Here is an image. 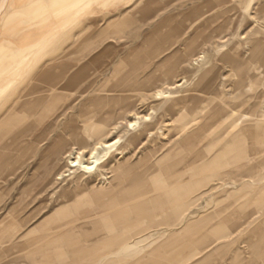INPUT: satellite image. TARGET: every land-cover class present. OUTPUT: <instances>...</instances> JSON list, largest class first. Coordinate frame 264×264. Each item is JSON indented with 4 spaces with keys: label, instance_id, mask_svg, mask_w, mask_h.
<instances>
[{
    "label": "bare ground",
    "instance_id": "obj_1",
    "mask_svg": "<svg viewBox=\"0 0 264 264\" xmlns=\"http://www.w3.org/2000/svg\"><path fill=\"white\" fill-rule=\"evenodd\" d=\"M13 1L0 0V28L5 22H12L8 36L0 38V127L11 125L8 131L11 140L2 145L5 149L15 144L16 151L24 152L48 142L45 148H40L31 179L22 186L18 201L24 195H29L30 200L37 199L46 192L47 200L39 201L34 209L42 210L47 201L53 210L26 234L43 231L25 242L18 231L32 217H18L5 224L0 221V264L12 253L15 256L9 257L10 262L19 260L33 264H75L92 256L96 260L107 257L109 264L137 254L142 260L155 257L156 251L170 244L174 237L151 251L139 248L137 238L151 228L180 222L184 213L207 193L200 190L206 182L222 180L231 174L236 177L240 174L239 168L256 160L255 156L264 147V100H259L264 91H255L264 79V28L259 23L261 19L264 21V4L258 2L252 7L253 12L248 13L254 26L246 36L238 37L237 32H233L221 44L217 39L223 38L221 33L229 22L225 13L230 11L215 9L222 0L192 6L191 11L195 13L192 18L182 14L183 11L176 13L173 17L180 16L174 34L170 35L172 38L168 37L172 31L166 34L168 41L163 38L167 44L160 46L162 40L157 41L156 33L145 37L141 45L146 44V50L140 47L129 60L135 64L134 68L129 69L128 64L123 73L114 69L110 77L113 76L115 82L97 88L80 103L79 120L72 117L61 127L56 126L59 116L73 106L74 98L39 127L40 122L51 115L56 103L67 96L68 90L63 84L73 83L83 76L91 81L98 79L104 74L103 68L104 71L110 69L113 58L110 61L108 58L114 54L115 47L105 45L89 58L88 64L67 78L65 63L49 65L59 55L47 58L48 50L63 40L66 45L77 44L81 49L95 51L105 39L114 36L95 33L89 34L86 40L81 34L66 37L73 24L80 22L87 28L96 21L85 15L95 7L97 0H30L28 4L21 2V8L26 10L20 12L10 8ZM251 2L247 1L246 11ZM138 3L139 0H134L133 7L124 11L123 16L133 15ZM107 4L98 3L103 7ZM209 11L210 18H206ZM155 12L157 10L149 11L153 15ZM219 18L221 21H217ZM143 50L146 54L142 55ZM124 60L127 61L126 58L120 61ZM89 64L95 66L93 71L87 69ZM107 65L110 67L106 68ZM222 65L231 67L232 73L224 76ZM148 101L153 102L154 116L138 112L139 106ZM26 112L39 116L24 120L26 117L21 113ZM199 114L204 120L190 130L197 124ZM11 118L13 120L9 121ZM124 120L125 125H122ZM136 151L140 154L135 157ZM0 156L1 167L10 155ZM253 165L257 167V163ZM217 187L216 184L210 186V191H216ZM262 191L261 204H264V188ZM253 213L243 212L237 220L230 219L231 225L239 227L240 219L247 220ZM130 214L136 215L133 220ZM193 222L200 227L205 219ZM50 223L52 225L47 226ZM114 224H120L125 230L111 232ZM226 234L219 233L194 248H199L198 252L193 251L185 260L174 263L209 264L206 254L195 255L229 235ZM223 246L228 247L230 254L237 251L233 242ZM37 256L40 261H36ZM245 264H264V258H251Z\"/></svg>",
    "mask_w": 264,
    "mask_h": 264
},
{
    "label": "rangeland",
    "instance_id": "obj_2",
    "mask_svg": "<svg viewBox=\"0 0 264 264\" xmlns=\"http://www.w3.org/2000/svg\"><path fill=\"white\" fill-rule=\"evenodd\" d=\"M28 1L30 0H21V1L15 0L13 1V5H11L10 8H12L15 12H20L23 9L26 10V8L23 9L21 8L22 5L21 2L27 4L31 3ZM43 1H54V0H43ZM99 1L101 2L104 1L108 4L107 6L103 7L98 5ZM209 1L210 0H139L138 5L135 8H133L132 13L134 12L135 13L133 15L128 13L125 16H123V13L127 12L129 9H131V7H133L132 3L134 2V0L128 3H123L124 1L122 2L121 0H97L95 7L88 14L85 15L96 18V21L87 28H85V26H83L80 22L73 24L66 32L67 34L66 37L81 34L82 38L84 37L83 39L86 40V38L88 39V37H90L95 33H103V35L105 36L112 34L114 38L105 39L104 40L105 42L103 41L104 44H102L103 43L102 42L101 45H98V48L94 49L95 51L88 49H81L79 45L77 46V44L69 46L66 45V43L64 44V41L61 40L59 43L53 45L48 50L47 52L48 54L46 57L50 58L53 54H54L53 56L59 55V57H56L54 61L51 60L50 61L51 64L49 65L53 67L65 63L66 65L65 67H68L67 70L65 71V75L67 78L71 74L75 73L78 69L88 64L90 59L95 54H97L99 51H102V48L104 49L106 46L111 45L115 47L114 48L115 51L114 50H113L114 52L112 51L114 54L110 55V57L112 56L111 58L110 57L108 58V61H110L113 58V61L109 63V65L111 64L110 65L111 67L107 65L106 68L110 67V69H105L106 72L104 71L103 68L102 73H104L105 75L104 74L99 75L97 77L98 79L95 78L93 81H91V78L90 79L84 78L83 76L82 78L78 79L73 83L69 82L64 85L62 82H60V84L62 83L63 86L66 88V90H68L66 96L67 98L65 97L59 100L60 102L58 101V103H56V105L51 109V115L45 117V119H43V121L40 122L39 127L44 126L46 122L49 121L52 115L58 114L61 111L62 107L74 98L75 101L73 102V106L69 108L63 115L59 116L56 126L61 127L65 121L69 120L72 117H76L79 120V117L77 116L80 114L79 111L80 103L83 101V99L86 98V96L92 94L93 91H95L97 88L103 85H110L114 83L115 79L113 78V76L110 77V74L114 69H116V72L119 71L120 73H123V71L125 72V69L127 71L128 68L130 69L132 67L131 70L134 68L135 64H132V61L129 63V60L131 59L132 56L135 55V52L138 51L140 47H143L144 50H146L145 47L146 44L141 45L145 37H147L148 35L149 36L155 35L154 33H156L155 36L157 38L158 37L160 38V39L158 38L157 41L159 42V40H162L160 41V46L167 44V42L164 40L166 39L165 38L166 34L168 35L171 31L172 32L171 34H169L168 37H171L170 35L174 34L173 29L177 25L180 16L179 15L176 18L173 17V15H176V13L183 11L184 13L182 14H185L186 17L192 18L193 14L195 13L191 11V8L197 5L199 6L200 4H204L205 2H209ZM247 1L248 0H222V2H220V4L216 6L217 8L220 9L219 10L215 8L218 11H222L225 8L230 10L228 11L229 13L227 11L225 13V16L229 17L230 23L229 22L227 23V26L225 27V29H223V32L221 33L223 38L217 39V42L219 44L227 40L233 32H237L238 37H242V36H246L253 28L254 23L250 19V17H248V13L253 12L252 7L257 6L258 2L264 4V1L252 0L250 7L246 11L245 5L247 4ZM208 6L210 8V5ZM135 9L136 11H134ZM156 10L157 12H155L154 15L152 13H149V11H156ZM9 12L11 13L12 11L10 10ZM120 13L122 14V16ZM207 17L210 18V11L207 13L206 18ZM169 18H171V21L169 20ZM261 20L259 21V23L261 22L260 23L261 27L264 28L263 26L264 21L262 20L263 21L262 22ZM217 21H221V18L217 19ZM17 24H19V22H17ZM11 27H12V22L10 21L5 22L3 24V28H0V38H4L8 36L7 34L9 32L8 29H10ZM194 28L195 27L190 29L187 32V34L189 33L188 35H190ZM116 40H120V41H117L118 42L117 43ZM82 43L83 40L81 42V45ZM119 44L121 46H119ZM67 49L68 51L69 50L70 51L68 52ZM61 50H63L62 52H64V55L61 54L60 52ZM83 50L85 51L83 52ZM143 51H142V55L146 54L145 51L144 52ZM240 51L241 52L244 51V48L242 46L240 47ZM125 58L127 59V61L126 60L120 61L121 59H125ZM217 63L221 65L220 61H217ZM128 64H130L129 67ZM94 68L95 66L93 64L92 65L89 64V67L87 69H89V71H93ZM230 68L231 67L226 65L223 66V68H221V72L223 71L222 73L224 74V76H226L229 72L232 73ZM55 69H62V67H56ZM228 82L229 81L226 80V83ZM91 83L94 85H92ZM88 86L89 88H87ZM84 90L86 92L88 90L89 91L86 93ZM261 90L264 91V79L262 80L261 84H257V87L255 89V91L257 92ZM259 100L263 101L264 96L261 95L259 97ZM152 104L153 102H149V101L142 103L138 108L139 114L140 115L148 114L149 116H154L155 112L151 108ZM241 110L246 112L249 111L246 108H241ZM21 114L25 115L26 118H24V120L35 116H36L35 118H37V116H39V114H35V112H26ZM199 115L196 116L198 118L197 124L193 125L190 128V130L198 126V124L204 120L203 115H200L201 117H199ZM192 117L193 116L190 115L189 118L191 119ZM127 118L133 119V117L132 118L127 117ZM127 118L126 120H128ZM11 120L13 119L11 118L9 121ZM126 120L122 122V125H125L124 122H126ZM10 130H11V125L9 124L0 127V149H1L0 151H2L5 146L2 144L4 143L8 144L11 140L10 137H8L10 135L8 131ZM120 134H123L122 131L120 132ZM114 136L116 135H113L112 137ZM47 143H48L47 141L42 142L38 145V148L32 147V151H31V147H30L28 148L29 150L28 149L26 150L27 152L19 151L20 153L16 151L18 150V147L15 144H9V146L7 145L9 148L8 147L5 148V149L8 148L7 150L4 149L2 152H0V154L5 153L11 156V157L9 156L10 158L8 157L6 163L3 164L4 166L1 164L0 167V170L2 171V174L0 173V200H1L0 221H2L3 224H5L9 220H13V219L15 220L18 217L20 219L23 217L27 219L32 217L31 220L25 223L24 227L19 229L20 232L18 231V234L19 235L22 234L23 236L22 237L23 242L31 240L32 238H34L36 235L40 234L43 231V230H38L33 233L26 234L28 233L29 230H31V228L37 225V223L41 221L44 216H46L48 213H50L53 210L52 208L53 206L50 205V203L47 201H46L47 205H45L42 208V210L40 209L41 211L40 210L37 211L34 209L39 201L47 200L46 192L44 193V195H42L43 193L40 194V197H38L37 199H33L34 202L33 200H30L31 198L29 195H24L23 199L18 201L20 194L19 192L22 186L28 180L31 179V176L33 174L31 171L35 167L37 154L40 153V151L47 146ZM14 152L15 153L18 152V153L15 154ZM28 154H30V156H28ZM135 154L136 157L140 154V152L136 151ZM21 155L23 156L21 157ZM255 157H257L256 160H252L253 162L245 163L243 166L239 168L240 174L236 175V177L235 174H231L229 176L227 175L223 177L222 180H213V181L209 180L208 182H206V184L202 186L200 190L207 191L208 194L207 193L202 194V196L195 202L194 206H192V208L186 211L184 213L185 214L184 216L182 215L183 219L180 222H174L172 225H161L153 228L154 230L151 228L147 231H144L141 234L143 238L141 236L137 238L139 240L138 247L141 248L143 251H151L152 249L157 247V245H159L161 242L171 237H174L173 238L174 240L170 244L167 243L166 245H163L159 250L156 251L157 253L153 255L155 257H150L146 260H142L140 258L141 255L137 254L127 258L126 260H121L110 264H172V263L180 264L174 262L178 261L179 259L185 260L189 255H191L193 251L198 252L199 248H197L196 250L194 248H196L198 245L200 246L205 241L207 242L211 241L212 238H214L219 233L221 234L227 233L229 235L226 234L227 236L222 239H219L217 243L213 242L208 247H206V249L201 251V253L200 252L197 253L195 257L204 256V254H206L207 258L209 259V264H210V259L212 260V264H245V262L251 258L252 259L256 257L257 259L259 257L264 258V204H261L262 201L261 199L263 197L262 189L264 188V178H263L264 177V147ZM18 158L19 161L17 160ZM2 161H3L2 156H0V163H2ZM255 163H257V167H254L253 165ZM11 167H13V169ZM251 167L252 169H250ZM215 184L216 186H218L216 191L215 190L210 191V186ZM14 205L17 206L15 207ZM24 208L28 210L26 209L24 210ZM248 211L250 212L253 211L254 216L252 215L253 217L251 216L247 220L245 219V217L241 218L239 227L233 228V225H231L232 221H230V219H234L235 221L239 218V216H241V214H243V212H248ZM135 216H136L135 214H130L129 215L130 220L131 219L133 220V217ZM203 218L205 219L204 222L205 226L202 225L200 227L199 226L197 227L193 224L194 223L193 221L201 220ZM50 225H52V223L48 224L47 226ZM119 226L121 225L114 224L113 225L114 228L112 229L111 232L117 233L125 230L123 226L121 227ZM222 226H224V229ZM101 229L102 228H100V230ZM102 230H104V228ZM79 238H82V236ZM228 242H233L234 247H237V251L234 252L233 254H230L229 250L227 249L228 247L223 246L225 245V243ZM88 243H90V241ZM1 246H3V248L6 247V245H1ZM216 246L217 248H215ZM15 250L16 249H11L12 252H14ZM10 252H8V254ZM6 254H3L2 256H5ZM11 256L12 257L15 256V253H12L11 255L5 257L3 261L6 260V262H4L3 264H17V263L33 264L32 262L30 263L23 261L21 262L19 260L10 262L9 257ZM35 259L36 261H40L41 258L37 256ZM77 261L78 263L75 262V264H109L107 263L108 262L107 257L102 258L101 260H96L95 257L92 256L89 258H85L84 260L82 259ZM57 264H64V263L59 262Z\"/></svg>",
    "mask_w": 264,
    "mask_h": 264
}]
</instances>
